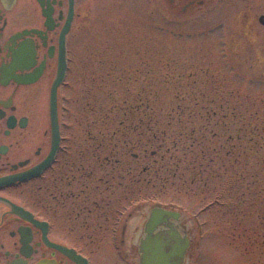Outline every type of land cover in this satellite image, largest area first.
<instances>
[{
  "label": "rangeland",
  "instance_id": "obj_1",
  "mask_svg": "<svg viewBox=\"0 0 264 264\" xmlns=\"http://www.w3.org/2000/svg\"><path fill=\"white\" fill-rule=\"evenodd\" d=\"M145 3L121 0L90 28L88 74L72 92H86L89 120L131 131L135 187L182 212L191 264H264V0L212 1L194 24ZM155 133L166 172L152 169L162 155L147 165Z\"/></svg>",
  "mask_w": 264,
  "mask_h": 264
},
{
  "label": "flooded vegetation",
  "instance_id": "obj_2",
  "mask_svg": "<svg viewBox=\"0 0 264 264\" xmlns=\"http://www.w3.org/2000/svg\"><path fill=\"white\" fill-rule=\"evenodd\" d=\"M120 1L0 0V264H162L142 253L153 211L164 205L135 187L141 155H130L131 131L89 120L86 92H72L88 74L90 28ZM212 1L145 5L194 24ZM164 208L179 213L170 226L190 239L186 259L167 264H191L184 216Z\"/></svg>",
  "mask_w": 264,
  "mask_h": 264
},
{
  "label": "water",
  "instance_id": "obj_3",
  "mask_svg": "<svg viewBox=\"0 0 264 264\" xmlns=\"http://www.w3.org/2000/svg\"><path fill=\"white\" fill-rule=\"evenodd\" d=\"M259 21L264 25V15L260 17ZM54 92L57 91L54 90ZM55 100L54 95V109L56 107ZM171 218L179 219V213L165 208L154 209L152 219L147 226V238L142 246L143 256L145 254L152 255L158 258L162 264L169 263L175 255L186 259L190 239L180 228L175 230L170 226Z\"/></svg>",
  "mask_w": 264,
  "mask_h": 264
},
{
  "label": "trees",
  "instance_id": "obj_4",
  "mask_svg": "<svg viewBox=\"0 0 264 264\" xmlns=\"http://www.w3.org/2000/svg\"><path fill=\"white\" fill-rule=\"evenodd\" d=\"M123 123L124 122H121V124H123ZM126 136H129V134H127ZM150 138H148V140H147V142H150V145H146L145 147L146 148H151V152L154 154V156H153L154 161H155L156 157H158V155H162V157H161L162 159L161 160L163 161L162 163H159V160L157 162H154V165L152 166V169H153V167H159V166L162 169L163 166H164V168H165L164 170L166 172L168 170V162L171 161V159L168 157L169 152H168V150H166L165 152H163V146H159L158 148L152 150L153 149L152 148L153 147V143L158 140L157 133H155ZM177 144H179V141H177ZM147 146H150V147H147ZM173 161L175 162L176 167H178L179 160L176 159V158H174ZM163 163L165 165H163Z\"/></svg>",
  "mask_w": 264,
  "mask_h": 264
}]
</instances>
